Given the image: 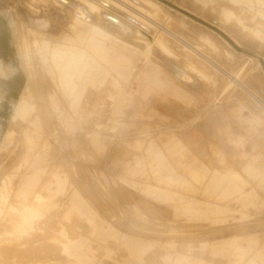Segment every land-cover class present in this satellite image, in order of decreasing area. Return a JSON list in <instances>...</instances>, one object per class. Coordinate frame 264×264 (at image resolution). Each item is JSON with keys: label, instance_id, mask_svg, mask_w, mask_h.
Listing matches in <instances>:
<instances>
[{"label": "rangeland", "instance_id": "374dc122", "mask_svg": "<svg viewBox=\"0 0 264 264\" xmlns=\"http://www.w3.org/2000/svg\"><path fill=\"white\" fill-rule=\"evenodd\" d=\"M144 2L157 13L148 17L155 25L153 32L107 8L103 0H0V264H192L180 252L186 251L181 248L184 241L173 244L170 251V241L161 237L162 222L222 227L217 223L222 219V204L210 201L203 210L211 216L197 222L175 213L189 209L184 205L192 203L194 196L167 190L187 198L182 204H169L146 193L148 187L166 190L154 181L160 174L167 175L157 173L158 159L152 154L145 160L133 149L120 156L115 152L122 139H144L147 125L153 135L150 142L159 149L175 135L187 141L198 124L208 121L210 130L227 136L240 155L264 161V110L257 102H264V0ZM72 3L82 6L93 28L76 25ZM183 42L206 61L184 49ZM96 45L110 51L108 71L100 75L107 81L106 89L79 94V104L52 90L44 92L50 83L57 87L60 71L62 82L74 84L87 56L84 50ZM121 50L129 62L113 52ZM169 62L182 70L195 65L208 81L192 89L174 76ZM165 70L186 89L177 86ZM84 71L79 79L85 77ZM39 117L41 127L36 122ZM96 122L116 130H97ZM27 134L40 136L32 154L44 158L38 167L24 160ZM82 145L86 151L76 152ZM38 172L41 184L51 180L52 173L53 183L40 192L47 201L36 202L38 208L32 203L35 199L16 201L14 190ZM66 174L72 177L68 184ZM94 176L115 190L90 185ZM75 203L82 205L86 215L74 209ZM16 219L18 223L13 222ZM238 230L247 236L235 241L242 251L217 258L229 264H264V222ZM17 248L21 251H13Z\"/></svg>", "mask_w": 264, "mask_h": 264}, {"label": "crops", "instance_id": "0c3cea01", "mask_svg": "<svg viewBox=\"0 0 264 264\" xmlns=\"http://www.w3.org/2000/svg\"><path fill=\"white\" fill-rule=\"evenodd\" d=\"M119 46L123 47L122 45ZM104 50V47L99 45H96L94 48L89 46L84 50L87 56L84 58L83 63L75 74V83L67 85L62 82L64 72L60 71L61 77H58L57 87L50 83L48 88H44V92L45 90H52L59 93L66 100H72L74 104L80 103L78 95H81L85 91L97 90L102 92V90L107 88L108 84L106 79H104V77L102 78L100 75L102 71L103 73H107V66H109L110 61L108 59L110 51L106 53ZM124 51L125 50L113 52L117 53L118 57L123 62L127 63L130 60L128 55L125 54L126 51ZM50 59L51 64L54 65L51 57ZM158 59L160 58L155 57L156 62L160 65ZM160 67L162 68L161 65ZM82 68L85 69L84 76L87 77L79 79ZM170 75L177 86L185 88L180 85L172 74ZM103 104L104 102L100 103V106H103ZM245 104H247L254 116L261 118L252 105L249 103ZM167 106L171 111L177 110L174 105ZM261 119L264 122V119ZM41 120L42 119L39 117V121H36L40 127L43 124ZM209 124L210 122L208 121L198 124L197 129L193 132V135L189 136L187 141H182L180 137L175 135L169 144H165L163 145L164 148L159 149L155 148V144L150 142L153 135L149 132L148 129L150 127L147 125L143 127L146 130L144 139H122L117 145L115 155L120 156L121 154H128L129 149H133L137 151L140 157L147 160V158L153 154L159 161L160 168L157 173H167V175L160 174L154 181L158 186L164 187L166 190H157L148 187L146 193L159 201L169 204H180L182 201H187V198L179 197L167 190H174L175 192L194 196L193 199L190 198L193 200L192 203L184 205L188 206L189 209H176V216L202 222L209 219L211 216V214L203 210L210 201L213 200L218 204H222V214L220 215L222 219H219V222H217L222 224V227L206 228L201 225L181 226L164 220L162 222V224H165L164 228H162L164 237L162 235L161 237L170 241V251L174 250L173 244L177 245V242L184 241L182 243L185 244H180L181 248L186 251L180 252L186 253L189 263L229 264L227 261H220L217 256H227L232 255V253L237 255V251H242L240 242L235 243V241H242L247 236L243 235V233L238 234L235 230L241 231L238 229H251L253 225L264 222V161L255 156L246 157L240 155L238 150L231 145L228 137L214 134L210 130ZM95 125L97 130H116L114 126L107 127L102 122H96ZM39 137L40 136H32L30 134L24 136L25 142L29 145L24 160L27 162V165L31 164L32 167H38L44 163V158L41 155L34 154L35 156L32 157L34 153L33 148L37 145ZM83 147L84 145H82L81 148H77L76 152L79 153ZM39 173L40 172L35 173L33 176L26 178L21 185L14 190L13 195L16 201H23L25 198L33 200L38 195H42L47 201L46 195L40 192L53 183L52 173L50 177L51 180L43 184L40 182ZM173 175H176V177ZM71 178L66 174L64 176V182L66 184L70 183ZM80 182L86 184L82 180H80ZM94 183L100 185L104 189L115 190L107 186V184L104 185L97 176L91 178L90 185ZM17 192L22 195L17 196ZM231 207L233 210H231ZM74 209L78 213L86 215L80 203H75ZM212 216H214V214H212ZM214 217L218 218L217 214ZM42 219L43 215L41 221ZM44 239L47 240L48 236L45 235ZM43 244L50 247L48 242H44ZM73 245L76 246V248L82 246L76 243H73ZM14 251H21V249L17 248L14 249ZM189 257H192V259Z\"/></svg>", "mask_w": 264, "mask_h": 264}, {"label": "bare ground", "instance_id": "6f19581e", "mask_svg": "<svg viewBox=\"0 0 264 264\" xmlns=\"http://www.w3.org/2000/svg\"><path fill=\"white\" fill-rule=\"evenodd\" d=\"M104 1V3H105V6L107 7V8H113V9H116L117 11H119V13H122L121 15L123 16H127L128 18H130V20L129 21H131L132 23H136V24H138V25H140L141 26V29H143L144 31H151L152 30V32H153V29H155V25L149 20V15L151 16V14H155V11L153 12L152 10H154V9H152V8H150L149 9V7L146 5V3L144 2V0H103ZM147 2V1H146ZM56 4L58 5V2L56 1ZM90 6V9L91 10H98V8L97 7H95L94 5H89ZM65 7V6H64ZM70 8H71V10H73L74 11V18H75V22H76V25H81V26H89V27H91V28H93V25L91 24V20L89 21V20H87L88 18H86V16H85V14H84V11H83V9H82V6H75V4H71L70 5ZM78 9V12H75V10H77ZM110 10V9H109ZM116 10H114V11H116ZM113 11V10H112ZM151 11H152V13H151ZM118 13V14H119ZM155 15H157V13L155 14ZM153 16V15H152ZM127 18V19H128ZM110 19H112L113 20V22L114 23H118V24H124L125 26H127L129 29H132L130 26H128L127 24H125L122 20H120V18H117V17H111ZM160 24V23H159ZM137 26V25H136ZM162 26V25H161ZM180 28V27H179ZM159 29V28H158ZM171 30V29H170ZM130 31V30H129ZM151 32V33H152ZM140 33V32H139ZM150 33V34H151ZM167 33V32H166ZM174 36V35H173ZM172 36V37H173ZM175 38V37H174ZM177 38V37H176ZM184 38V37H183ZM178 39H180V38H178ZM177 39V40H178ZM181 40V39H180ZM182 41V40H181ZM184 41V40H183ZM27 42V41H26ZM180 42V41H179ZM174 43V42H173ZM176 44V43H175ZM182 45H183V47H184V49H186V50H188V51H190L191 53H194V54H198V50L197 51H195L194 50V48H192V46L190 45V43H186V42H183V43H181ZM161 45V44H160ZM164 45V44H163ZM25 48V47H24ZM20 50V49H19ZM21 50H22V48H21ZM20 50V51H21ZM165 52H167L168 54H169V56L171 57V58H174V59H177V57H175V56H173L168 50H164ZM185 51V50H184ZM52 56V55H51ZM168 56V55H167ZM186 56V55H185ZM184 56V57H185ZM208 56V55H207ZM198 57L199 58H201L202 60H205L206 61V59L204 58V56L203 55H199L198 54ZM210 57V56H209ZM179 59V58H178ZM208 62H210L211 63V60L210 61H208ZM170 63V65H169V68H170V70L173 72V74H175L174 76H176V77H178V79L182 82V83H184L186 86H191V88L192 89H198L199 87H200V85H201V83L200 82H202V81H208V78H207V75L204 73V72H202L201 70H199V68H197L195 65H191L190 67H185L183 70L182 69H180L179 67H177V65H176V63H174V62H169ZM175 65H174V64ZM214 63V62H213ZM189 64V63H188ZM192 64V63H191ZM71 75V74H70ZM72 77V76H71ZM66 78V77H65ZM73 79V78H72ZM177 79V80H178ZM73 81V80H72ZM70 84V83H69ZM229 86V85H228ZM262 100V99H261ZM15 102V101H14ZM259 104H258V106L260 107V108H262L263 110H264V102H259V101H257ZM230 173V172H229ZM194 174V173H193ZM191 176V175H190ZM194 177V176H193ZM208 177V176H207ZM260 178V177H259ZM4 182H6V180L4 181ZM7 183V182H6ZM11 183V182H10ZM238 183V182H237ZM5 184V183H4ZM248 184V183H247ZM11 188V187H10ZM5 189V188H4ZM8 191V190H7ZM3 193V192H2ZM10 195V194H9ZM22 194H19L18 196H21ZM7 196V195H6ZM46 197V196H45ZM42 198H44L42 195H38L36 198H35V202H32V203H35V205H33V206H35L36 208H38V201L40 200V199H42ZM4 199V198H3ZM50 199V198H49ZM27 200H29L28 198H25L23 201H27ZM34 200V199H33ZM28 202V201H27ZM36 202H38L37 204H36ZM41 203H43L42 201H41ZM51 203V202H50ZM12 204H14V203H12ZM16 204H17V202H16ZM16 204H14V205H16ZM19 204V203H18ZM13 205V206H14ZM20 205V204H19ZM24 205V204H23ZM32 205V204H31ZM49 205V204H48ZM21 206V205H20ZM19 206V207H20ZM41 206V205H40ZM51 206V205H50ZM15 207V206H14ZM16 207H17V205H16ZM18 207V208H19ZM27 207V206H26ZM42 207V206H41ZM31 208L30 207H28L27 208V210L26 211H28V213H31ZM35 210V209H34ZM38 211L40 210V209H37ZM21 211H22V208H21ZM11 213V212H10ZM9 213V214H10ZM13 213H14V211H13ZM12 213V214H13ZM21 213V212H20ZM18 214V213H17ZM23 214V213H22ZM21 214V215H22ZM38 214V213H37ZM42 215V214H41ZM17 216V215H16ZM20 216V215H19ZM24 216V215H23ZM39 216V215H38ZM21 217V216H20ZM13 219V218H12ZM12 219H10V221H12ZM15 219V218H14ZM21 220H22V218H21ZM18 221H20L19 219H18ZM37 221H38V219H37ZM13 222H16V223H18L17 222V219L15 220V221H13ZM20 223H21V221H20ZM40 223V222H39ZM7 224V223H6ZM18 225H20V224H18ZM35 225V224H34ZM15 226V225H14ZM31 226V225H30ZM20 227V226H19ZM33 227V226H32ZM25 228V227H24ZM31 228V227H30ZM200 228V227H199ZM32 229V228H31ZM10 230V229H9ZM8 230V231H9ZM217 230V229H216ZM221 230V229H220ZM219 230V231H220ZM226 230V229H225ZM32 235V234H31ZM28 239H30V238H28ZM16 241V240H15ZM18 241V240H17ZM21 241V240H20ZM27 240H25V242H26ZM28 242H30L29 240H28ZM18 243V242H17ZM23 243V242H22ZM27 243V242H26ZM34 243V242H33ZM21 244V243H20ZM22 246L24 245V244H21ZM27 245H28V243H27ZM31 245V244H30ZM30 245H28V246H30ZM33 245V244H32ZM48 245V244H47ZM3 246V245H2ZM1 247V246H0ZM4 247V246H3ZM2 247V248H3ZM5 247H6V245H5ZM9 247V246H8ZM15 247V246H14ZM24 247V246H23ZM36 247V246H35ZM64 247H66V246H64ZM42 248V247H41ZM6 249V250H5ZM10 249V248H9ZM24 249V248H23ZM4 250L5 251H7L8 252V250H7V248H4ZM13 251H14V249H13ZM42 251V250H41ZM36 252V251H35ZM39 252V251H38ZM6 253V252H5ZM40 253H42L43 254V252H40ZM39 253V254H40ZM45 253V252H44ZM49 252H47V254H48ZM52 253V252H51ZM66 253V252H65ZM10 254H12V253H10ZM31 254H32V252H31ZM30 254V255H31ZM38 254V253H37ZM7 255H9V254H7ZM30 255H29V257H30ZM34 255V254H33ZM45 255V254H44ZM0 256H1V254H0ZM21 256V255H20ZM24 256V255H23ZM48 256H49V254H48ZM14 257V256H13ZM18 256H16V258H17ZM10 258V257H9ZM31 258V257H30ZM29 258V259H30ZM34 258V257H33ZM11 259V258H10ZM19 259V258H18ZM17 259V260H18ZM27 259H28V257H27ZM32 259V258H31ZM22 260V259H21ZM37 260V259H36ZM9 261V260H8ZM4 263V262H3ZM16 263V262H15ZM22 263H23V261H22ZM24 264H26L25 262H24Z\"/></svg>", "mask_w": 264, "mask_h": 264}]
</instances>
